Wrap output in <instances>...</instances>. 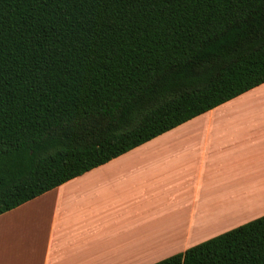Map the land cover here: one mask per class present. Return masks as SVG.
<instances>
[{
  "label": "trees",
  "instance_id": "obj_1",
  "mask_svg": "<svg viewBox=\"0 0 264 264\" xmlns=\"http://www.w3.org/2000/svg\"><path fill=\"white\" fill-rule=\"evenodd\" d=\"M264 82V0H0V214ZM153 264H264V215Z\"/></svg>",
  "mask_w": 264,
  "mask_h": 264
},
{
  "label": "crops",
  "instance_id": "obj_2",
  "mask_svg": "<svg viewBox=\"0 0 264 264\" xmlns=\"http://www.w3.org/2000/svg\"><path fill=\"white\" fill-rule=\"evenodd\" d=\"M245 214L264 215V82L1 213L0 264H153Z\"/></svg>",
  "mask_w": 264,
  "mask_h": 264
},
{
  "label": "rangeland",
  "instance_id": "obj_3",
  "mask_svg": "<svg viewBox=\"0 0 264 264\" xmlns=\"http://www.w3.org/2000/svg\"><path fill=\"white\" fill-rule=\"evenodd\" d=\"M247 217H249V215H247V214H245V215H242V217H238V219H230L229 221H227V223L228 224H230V223H235L236 222V220H237V225H239V224H241V223H244V222H242V221H244V220H246L247 219ZM236 225V226H237ZM213 237V236H212ZM209 238H211V237H207V238H200L199 240H198V242L197 243H199V242H201V241H204V240H207V239H209ZM196 244V243H195ZM191 247V246H190Z\"/></svg>",
  "mask_w": 264,
  "mask_h": 264
}]
</instances>
